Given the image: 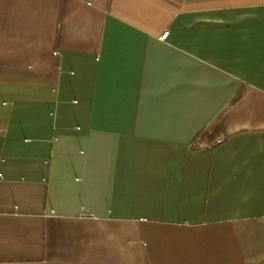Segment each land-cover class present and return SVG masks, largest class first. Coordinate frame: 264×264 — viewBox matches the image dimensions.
I'll return each mask as SVG.
<instances>
[{"label": "crops", "instance_id": "0c3cea01", "mask_svg": "<svg viewBox=\"0 0 264 264\" xmlns=\"http://www.w3.org/2000/svg\"><path fill=\"white\" fill-rule=\"evenodd\" d=\"M0 264H264V0H0Z\"/></svg>", "mask_w": 264, "mask_h": 264}, {"label": "trees", "instance_id": "16d2710c", "mask_svg": "<svg viewBox=\"0 0 264 264\" xmlns=\"http://www.w3.org/2000/svg\"><path fill=\"white\" fill-rule=\"evenodd\" d=\"M239 96V93H237L234 98H232V101H234ZM216 132L214 131H201L196 134L191 141L189 142L190 149L196 150L203 147V143L205 147H211L213 146L218 140H215Z\"/></svg>", "mask_w": 264, "mask_h": 264}, {"label": "built area", "instance_id": "2783aa9c", "mask_svg": "<svg viewBox=\"0 0 264 264\" xmlns=\"http://www.w3.org/2000/svg\"><path fill=\"white\" fill-rule=\"evenodd\" d=\"M166 35H167V31L163 32L162 35H161V37H162V38H165Z\"/></svg>", "mask_w": 264, "mask_h": 264}]
</instances>
